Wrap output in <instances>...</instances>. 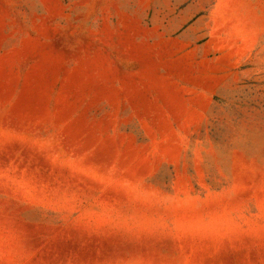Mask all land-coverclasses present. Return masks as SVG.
<instances>
[{
  "label": "rangeland",
  "instance_id": "obj_1",
  "mask_svg": "<svg viewBox=\"0 0 264 264\" xmlns=\"http://www.w3.org/2000/svg\"><path fill=\"white\" fill-rule=\"evenodd\" d=\"M0 264H264V0H0Z\"/></svg>",
  "mask_w": 264,
  "mask_h": 264
}]
</instances>
